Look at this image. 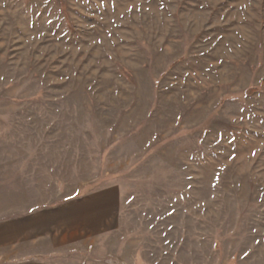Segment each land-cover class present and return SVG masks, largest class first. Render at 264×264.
<instances>
[{
    "label": "rangeland",
    "instance_id": "rangeland-1",
    "mask_svg": "<svg viewBox=\"0 0 264 264\" xmlns=\"http://www.w3.org/2000/svg\"><path fill=\"white\" fill-rule=\"evenodd\" d=\"M0 264H264V0H0Z\"/></svg>",
    "mask_w": 264,
    "mask_h": 264
}]
</instances>
